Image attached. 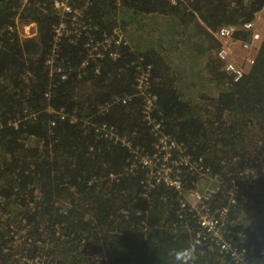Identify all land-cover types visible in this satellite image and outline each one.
<instances>
[{
	"label": "trees",
	"instance_id": "obj_1",
	"mask_svg": "<svg viewBox=\"0 0 264 264\" xmlns=\"http://www.w3.org/2000/svg\"><path fill=\"white\" fill-rule=\"evenodd\" d=\"M79 2L101 31L119 23L127 44L121 57L102 61L88 58L82 39L63 38L55 67L63 72L51 73L46 59L60 21L54 0H0V264H168L167 250L193 238L197 264H236L205 234L196 212L182 208L180 190L136 159L135 150L152 154L157 140L143 116L144 98L134 96L133 62L141 58L153 66L146 91L157 95L162 131L183 143L189 162L218 175L211 206L228 204V192L239 187L221 220L222 238L246 251L247 264H264V34L255 63L237 82L205 48L211 31L255 20L264 0ZM18 13L36 23L37 37L6 30ZM141 21L163 24L160 52L133 45L131 27ZM242 31L236 35L248 39ZM185 37L202 41L197 50L207 67V90L196 99L178 86L188 75L182 57L178 70L169 60ZM24 108L38 115L16 128L11 118ZM181 169L186 189L195 187L199 174Z\"/></svg>",
	"mask_w": 264,
	"mask_h": 264
},
{
	"label": "built area",
	"instance_id": "obj_2",
	"mask_svg": "<svg viewBox=\"0 0 264 264\" xmlns=\"http://www.w3.org/2000/svg\"><path fill=\"white\" fill-rule=\"evenodd\" d=\"M27 1L28 0H24V4ZM176 1L177 0H172L173 3H176ZM87 4L88 2L85 3V6ZM79 5V0H54V6L60 15V21L55 27L54 45L46 59V64L49 65L51 73L55 71L63 72L62 67H58L55 70L58 61L59 42H61L63 38H68L70 42H77V40L82 39L85 47L88 49V58H98L102 61L107 58L118 59L121 57L122 46L127 44L125 30L119 23L114 25L110 31H101L98 25H93L91 21L86 19L84 15L85 9ZM17 16H19V13ZM255 27L256 19L244 22L242 25H222L216 32H213L215 38L219 41L217 57L223 62L224 69L233 76L234 82L239 81L247 72V70L235 60L237 51L253 49L255 46L253 42L261 40V34ZM7 28L10 34L17 31L22 38L35 37L38 35L37 25L31 20L26 21L23 29H20L17 23L15 26L8 25ZM240 30L248 33L251 41L250 39L237 37L236 34ZM0 37H2L1 34ZM242 58L246 61V65L250 67L255 63L256 59L247 55H242ZM87 61L83 63L84 67L87 66ZM133 64L136 66L135 85L137 88V92L134 96L137 95L144 98L143 116L157 138L153 153L149 154L143 153V150H135L136 159H139L142 164L147 165L149 170H153L151 174L153 176L156 174L158 176L157 180L163 179L168 184L180 190L179 192L184 196L180 200L182 208H187L188 210L196 212V216H198L199 223L204 229L205 234L220 247L221 252L229 254L236 264H247L246 251L244 249L240 250L237 245L225 241L220 231V227L222 230L224 227V223H222L221 220L223 219L224 222V217L230 212L229 204L235 202L234 196L238 193L239 187L234 185L228 192L230 197L228 204H221L216 208L211 206V201L214 195L221 189L220 183L209 186L204 190H198L195 188L196 186L189 188L190 190L186 189L184 179L181 176L183 172L181 166L187 167L188 171L197 172L203 177L210 176L212 181L217 180L218 175H209L210 168H206L201 162L199 164H192L189 162L187 156H182V153L185 151L183 143L179 144L170 135L162 131L163 119L155 116V112L157 111V104L155 101L158 99L157 95L146 91L147 88L151 87L150 77L153 72V66L151 63L145 62L144 58H141L139 63L135 61ZM99 67L100 64L96 68V73H98ZM65 76L66 73H62V77ZM54 85H56L55 81L52 80L48 91L45 92L47 98L51 97V87ZM132 98L133 97H124L122 99L123 102L126 103ZM47 109L50 112H57L61 119L66 117V113L63 109L55 111L51 106H48ZM36 115H38V113L32 112L30 108H24L22 114H17L15 117L11 118V124L18 128L24 118L28 116L35 117ZM2 121L0 112V132L3 126ZM51 123L55 124L54 121ZM100 129L104 130L105 125L101 126ZM104 136L111 137V130H105ZM127 144L130 145L129 142H127ZM176 152L177 156L175 155ZM190 198L193 200L192 204H190Z\"/></svg>",
	"mask_w": 264,
	"mask_h": 264
},
{
	"label": "rangeland",
	"instance_id": "obj_3",
	"mask_svg": "<svg viewBox=\"0 0 264 264\" xmlns=\"http://www.w3.org/2000/svg\"><path fill=\"white\" fill-rule=\"evenodd\" d=\"M149 17V15L147 16ZM162 19V17L160 16ZM15 22L19 25L20 29H23L26 21L20 19V15L15 17ZM140 25V26H139ZM139 25L131 27V34H133L134 38V46L137 49H150L153 48L156 51L160 52V44L165 43L163 40H167L165 37L166 32L164 35L162 33L164 32V26L160 22L154 23V22H149L146 23L144 22H139ZM255 29L260 32L261 34V40L258 42H253L255 44L253 49H249L246 51H237V56L235 57L236 62L243 66L245 70H249L250 66L246 65V61L242 58L243 56H251L256 58L257 53L254 50H259L260 44L263 39V34H264V8L260 12L256 14V27ZM156 30V32L154 31ZM214 31H211V34L214 38H210L206 40V44H208V47L206 48V51L215 53V56L217 57V49H218V43L219 41L215 38ZM216 32V30H215ZM249 35V34H248ZM238 37V36H237ZM242 38V37H241ZM244 39V38H243ZM248 39H250V36H248ZM251 41V39H250ZM202 42L201 40L198 39H190L189 37H185L184 41L178 42V49L177 51L174 52V56L171 58L169 55V60L172 66L176 65V69L178 70L179 64H180V58L182 57L183 60V65L188 69L187 74L185 75L186 77H180L179 81H182V83H178L179 88H181L184 91L185 97H191V98H200L201 94L206 92L207 87H206V79L201 75L202 71L207 67L205 65L204 59V54L201 53L199 54V51L197 49H200L203 45L200 44ZM257 45L258 48L256 47ZM162 53L164 56H166L167 52L165 51L164 48H162ZM251 50V51H250ZM250 51V52H249ZM241 54V55H240ZM209 55V53H208ZM192 58L196 59L195 65H192ZM208 62V61H207ZM193 75V76H192ZM194 77V79H191L190 77ZM192 80H195L194 82H191ZM186 84H194L193 88L191 87L188 88V85L185 86ZM159 106L157 105L156 108ZM177 141V140H176ZM178 142V141H177ZM180 144V142H178ZM211 175V174H209ZM183 178V172L181 174ZM212 176V175H211ZM206 177V178H205ZM201 176L199 174V180L195 183L196 189L198 190H204L209 186H214L213 184L214 181L211 180L210 176ZM190 190V189H189ZM188 191V190H187ZM190 192V191H189ZM188 193V192H187ZM186 193V194H187ZM190 204H192L193 200L190 198ZM167 260L165 261L164 264L166 263ZM152 264V263H151Z\"/></svg>",
	"mask_w": 264,
	"mask_h": 264
},
{
	"label": "clouds",
	"instance_id": "obj_4",
	"mask_svg": "<svg viewBox=\"0 0 264 264\" xmlns=\"http://www.w3.org/2000/svg\"><path fill=\"white\" fill-rule=\"evenodd\" d=\"M30 20L31 19H29V21ZM31 21H33V20H31ZM9 25L15 26L16 22H15V24H9ZM6 30H8L7 27H6ZM13 33L18 34V36L21 39L28 38V37L22 38L17 31H15ZM35 37H37V36H35ZM0 42H1V38H0ZM197 248H198V244L196 243L195 238H193V240L185 246L169 248L166 252V256L168 258V264H197V258H198L197 257Z\"/></svg>",
	"mask_w": 264,
	"mask_h": 264
},
{
	"label": "crops",
	"instance_id": "obj_5",
	"mask_svg": "<svg viewBox=\"0 0 264 264\" xmlns=\"http://www.w3.org/2000/svg\"><path fill=\"white\" fill-rule=\"evenodd\" d=\"M262 10H263V9H262ZM259 12H260V11H259ZM258 46H259V45H257L256 47L258 48ZM250 51H251V50H250ZM250 51H249V52H250ZM254 51L258 52V50H257V49H256V50H254Z\"/></svg>",
	"mask_w": 264,
	"mask_h": 264
}]
</instances>
